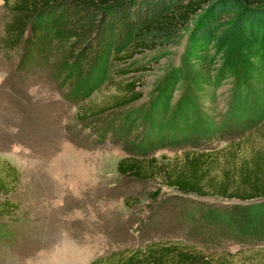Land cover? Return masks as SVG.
<instances>
[{"label": "rangeland", "instance_id": "obj_1", "mask_svg": "<svg viewBox=\"0 0 264 264\" xmlns=\"http://www.w3.org/2000/svg\"><path fill=\"white\" fill-rule=\"evenodd\" d=\"M7 21L0 0V176L7 165L18 174L11 192L0 195V206L15 207L10 217L0 218V264H90L96 259L113 264L119 254L150 245L200 252L214 264H264V241L236 243L198 231L192 223L206 205L237 201L182 195L155 181L121 177L115 166L126 156L122 146L111 134L100 142V125L79 121L80 109L110 104L123 86L135 82L142 98L113 112L125 116L133 136L141 133L149 104L179 63L184 31L175 46L143 51L129 61L109 60L101 86L78 104L68 100L67 89L48 68L18 69V52L1 44ZM212 48L217 75L226 58L219 47ZM234 80L228 73L218 77L213 98L203 103L213 136H197L198 150L222 160L230 152L242 160L264 149V87L253 97L238 92ZM176 88L165 126L184 94ZM184 149H163L155 156L174 159ZM157 189L160 194L152 200Z\"/></svg>", "mask_w": 264, "mask_h": 264}, {"label": "trees", "instance_id": "obj_2", "mask_svg": "<svg viewBox=\"0 0 264 264\" xmlns=\"http://www.w3.org/2000/svg\"><path fill=\"white\" fill-rule=\"evenodd\" d=\"M2 1L8 21L1 44L18 52V69L48 68L67 89L68 100L78 104L101 86L109 60L129 61L143 51L175 46L184 31L179 63L149 104L141 133L133 136L125 116L118 118L113 112L142 98L135 82L123 86V93L110 104L80 109L79 121L100 125V142L111 134L122 146L126 156L115 166L121 177L155 181L182 195L238 202L199 209L192 221L198 231L236 243L264 241V149L242 160L230 152L222 160L198 150L197 138L213 136L203 103L213 98L221 74L232 75L237 91L246 95L255 97L264 87V0ZM212 47H219L226 58L217 75ZM178 86L184 94L165 126L170 95ZM235 107L230 105L229 112H236ZM163 149L184 150L174 159L155 156ZM17 180L16 170L7 165L0 176V195H8ZM159 194V189L154 191L152 200ZM14 210L3 203L0 218L10 217ZM113 264L214 263L200 252L150 245L119 254Z\"/></svg>", "mask_w": 264, "mask_h": 264}]
</instances>
